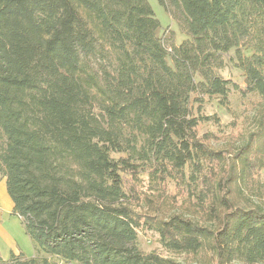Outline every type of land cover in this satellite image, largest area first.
I'll list each match as a JSON object with an SVG mask.
<instances>
[{
  "label": "trees",
  "instance_id": "obj_1",
  "mask_svg": "<svg viewBox=\"0 0 264 264\" xmlns=\"http://www.w3.org/2000/svg\"><path fill=\"white\" fill-rule=\"evenodd\" d=\"M159 2L189 35L172 64L148 0H0V182L37 253L63 262L264 264V201L235 196L250 188L247 158L226 169L198 131L205 97L227 102L231 51L264 97V54L244 58L231 34L264 0ZM98 42L112 69L87 60ZM143 225L184 259L142 251Z\"/></svg>",
  "mask_w": 264,
  "mask_h": 264
},
{
  "label": "rangeland",
  "instance_id": "obj_2",
  "mask_svg": "<svg viewBox=\"0 0 264 264\" xmlns=\"http://www.w3.org/2000/svg\"><path fill=\"white\" fill-rule=\"evenodd\" d=\"M148 1L154 9L156 17L160 20L158 36L168 49L170 54L168 61L172 64V50L186 42L189 35L183 23L172 16L160 4L159 0ZM231 34L236 45L241 48L244 58L254 60V55L264 54V12L254 6L242 8L231 24ZM225 59L226 62L220 69V73L225 79L231 81L227 102H223L222 97L216 95L205 97L200 114L206 116V119L200 122L198 131L205 142L216 150H221L226 169H230L233 161L241 166L243 160L247 158L246 163L252 170L245 175V179L250 188L243 185L244 192H236L235 196L237 198L249 196L255 202H263L264 97L257 92L246 90L244 71L237 66V57L234 55V51H231V54ZM87 60L95 69L103 67L112 69L114 53L106 45L103 46L98 42L95 50L88 55ZM149 182L147 171L143 170L139 183L142 194L153 193ZM168 191L176 194V181L173 178H168ZM3 194L9 196L5 181L0 184V223L13 236L17 246L24 248L26 252L33 253L35 246L32 240L26 234L19 216L8 209L6 202L9 203V201L2 198ZM8 245L12 246L13 244L9 243L0 232V249L7 248ZM139 247L144 252L157 251L181 261L184 259L183 255L165 250L159 233L147 225H143L139 229Z\"/></svg>",
  "mask_w": 264,
  "mask_h": 264
},
{
  "label": "crops",
  "instance_id": "obj_3",
  "mask_svg": "<svg viewBox=\"0 0 264 264\" xmlns=\"http://www.w3.org/2000/svg\"><path fill=\"white\" fill-rule=\"evenodd\" d=\"M3 181H5V179L2 180L1 182H3ZM1 182H0V184H1ZM8 197L9 196H7V195L5 196V194L2 195V198L5 201L6 200L9 201V203L6 202L7 206H8V209L12 210V212H13L14 203H13L12 199L10 201L11 197H9V198ZM0 232H2V235L7 238L9 243L14 245V246L13 245L12 246L8 245L7 248L0 249V255H1V257L3 259H5V260L10 259L12 254H14V255H21L22 254L26 258H32V257H35L36 255H38V253L36 251V248H34V252L33 253H29V252H26L24 248H22L20 246H17L15 244L13 236L4 228V226L1 223H0ZM9 249H10V253H9ZM39 257L40 258H42V257L47 258L49 264H63V260H61V259H59L58 257H55V256H51V255H47V254H44V253H40ZM38 264H44V263L41 260H39Z\"/></svg>",
  "mask_w": 264,
  "mask_h": 264
},
{
  "label": "built area",
  "instance_id": "obj_4",
  "mask_svg": "<svg viewBox=\"0 0 264 264\" xmlns=\"http://www.w3.org/2000/svg\"><path fill=\"white\" fill-rule=\"evenodd\" d=\"M64 264H75L74 262H65Z\"/></svg>",
  "mask_w": 264,
  "mask_h": 264
}]
</instances>
